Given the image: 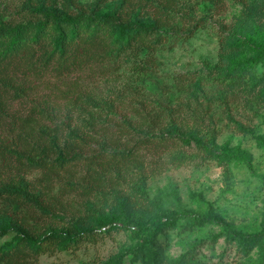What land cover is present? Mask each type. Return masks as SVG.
I'll list each match as a JSON object with an SVG mask.
<instances>
[{
	"label": "rangeland",
	"instance_id": "374dc122",
	"mask_svg": "<svg viewBox=\"0 0 264 264\" xmlns=\"http://www.w3.org/2000/svg\"><path fill=\"white\" fill-rule=\"evenodd\" d=\"M115 2L77 1L91 14L104 13ZM39 7L74 9L69 0H0V18H32ZM167 15L168 25L150 34L151 40L164 39L153 53L154 63L135 81L137 92L127 85L132 79L129 59L121 58L105 74L85 70L72 78L77 76L81 89L92 92V108L101 113V121L121 119L135 99L171 105L176 125L165 123L163 130L176 142L171 151L176 161L159 172L131 166L122 174L111 173L89 197L70 193L61 198L64 207L46 215L40 211L37 232L29 224L0 235V241L19 235L30 251L38 239H51L52 249L35 255L34 264H103L133 244L130 226L162 209L208 212L246 232L259 228L264 204V54L238 40L264 44V0H176ZM40 81L36 88L45 93ZM62 112L71 119L69 129L85 126L88 116L79 107L63 105ZM36 175L32 171L28 177ZM58 188L57 182L54 191ZM100 215L107 225H97ZM153 246L156 264H194L188 256L201 264H255L262 238H228L218 225L186 227L178 220L156 235ZM121 264L141 263L125 254Z\"/></svg>",
	"mask_w": 264,
	"mask_h": 264
},
{
	"label": "trees",
	"instance_id": "16d2710c",
	"mask_svg": "<svg viewBox=\"0 0 264 264\" xmlns=\"http://www.w3.org/2000/svg\"><path fill=\"white\" fill-rule=\"evenodd\" d=\"M77 1L69 0L74 9L63 11L39 7L32 18L21 21L0 18V235L29 224L37 232L40 211L46 215L59 210L65 206L61 198L70 193L89 197L103 188L111 173L122 174L131 166L159 172L176 161L171 155L176 142L163 130L165 123L176 125L171 105L135 99L121 119L101 121V113L92 108V92L81 89L77 76L72 78L85 70L105 74L121 58L129 59L132 79L127 85L137 92L135 81L154 63L153 53L164 39L151 40L150 34L168 25L167 11L176 0H116L102 14L86 12ZM238 44L264 54V44L247 38ZM39 81L45 93L36 88ZM67 104L87 113L85 126L68 128L71 119L62 112ZM32 171L37 175L28 177ZM261 178L264 181V175ZM57 182L60 188L54 191ZM178 220L186 227L218 225L228 238H262L255 264H264V204L259 228L248 232L208 212L159 210L130 226L133 244L103 264H121L125 254L141 264H156L154 238ZM96 222L100 227L109 223L101 215ZM19 237L0 241V264H34L35 255L52 249L47 237L35 241L32 251Z\"/></svg>",
	"mask_w": 264,
	"mask_h": 264
}]
</instances>
